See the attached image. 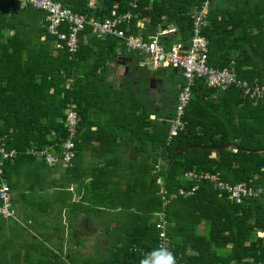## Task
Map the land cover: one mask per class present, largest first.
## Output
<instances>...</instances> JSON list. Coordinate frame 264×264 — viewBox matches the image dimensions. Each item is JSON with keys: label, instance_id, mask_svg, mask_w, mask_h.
I'll use <instances>...</instances> for the list:
<instances>
[{"label": "trees", "instance_id": "trees-1", "mask_svg": "<svg viewBox=\"0 0 264 264\" xmlns=\"http://www.w3.org/2000/svg\"><path fill=\"white\" fill-rule=\"evenodd\" d=\"M58 1L74 12L100 21L110 16L112 9L118 12L129 10L132 18L128 31L148 33L154 32L158 26L165 28L174 24L177 34L183 39L190 36L191 9L202 2L96 0L89 7L88 0ZM132 1L135 7L130 5ZM255 5L254 1H244L237 5L238 11L234 13L237 15L240 11L254 16L257 12ZM215 7L210 0L208 22L203 28L208 40L209 64L229 66L240 78H256L264 83V39L260 38L259 44L255 42L259 41V34L264 33V27L258 24L254 27L258 30L252 33L253 27L246 24L237 38L244 39L250 47L238 45L234 38L231 39L238 26V21H231L234 19L233 11ZM261 11L264 14V9ZM43 18L42 10L31 6L18 8L14 0H0V135L6 136V148L23 152L5 161L3 180L10 186L11 169L25 159H39L49 166L43 159L24 151L50 145L60 151L62 143L68 138L64 110L71 102L78 112L79 121L73 138L74 157L69 165L83 149L88 148H91L94 157L101 159L88 172L90 180L87 187L98 195L99 201L109 198L103 204L108 207L111 220L115 222L110 231L112 241L105 248L97 245V254L52 253L45 264H158L154 257L149 258L152 252H158L159 229L153 219L158 211H164L169 221L166 231L171 248L168 264H264V192L259 198L235 203L228 199L225 191L214 189L211 181L184 177L189 170L218 173L223 181H245L264 189V101L250 100L236 87L225 90L209 88L203 78H196L185 110V127L167 141L169 119L173 115L180 87L169 103L172 109L166 110L164 116H158L160 122L149 117L147 107L150 101L145 99L142 113L138 114L133 109L126 124L121 126L113 122L103 133L116 140L121 129L128 139L144 144L137 148L140 154H144L125 163L117 153L122 149L93 145L95 138L100 141L103 128L91 131L90 118L92 109H96L95 101L104 98L101 93H109L108 86L104 84L103 70L98 68L114 55L117 48L123 47L125 51V46L122 42L120 45L118 42L121 39L114 36H94L97 38L96 54L90 42L80 45L75 56L70 55L54 47V37L47 33ZM140 22L145 26L142 31ZM120 28H126L125 24ZM89 31L90 28H86L84 33ZM168 39L170 41L171 38ZM225 40L229 45L225 52L219 54L222 49L218 43ZM106 45L109 48L104 52ZM91 53L97 56L95 62L82 64ZM256 59L263 64H257ZM231 60L234 64H230ZM68 80L70 84L66 88ZM120 103L119 100L115 105ZM148 140L152 141L150 147ZM226 143L231 145L223 149L200 147ZM185 146L190 147L175 156ZM233 148L237 149L236 152ZM157 163L161 169L153 172ZM112 175H117V178ZM110 182V195H102ZM195 185L198 188L190 195L178 192L179 188L190 190ZM162 189L165 191L162 192ZM9 219L18 220L15 216L0 221ZM199 227L202 229L199 230ZM259 232L263 235H258ZM8 245L7 238L1 240L0 264H21L19 261L15 263V259H6L4 253ZM35 247L30 245L32 249Z\"/></svg>", "mask_w": 264, "mask_h": 264}, {"label": "crops", "instance_id": "crops-1", "mask_svg": "<svg viewBox=\"0 0 264 264\" xmlns=\"http://www.w3.org/2000/svg\"><path fill=\"white\" fill-rule=\"evenodd\" d=\"M244 1L245 3L254 1L257 5L259 4V0H213V5L217 6L215 9L226 8L234 13V11H238L236 9L237 5ZM196 8L197 6L191 9L190 16L195 13ZM262 9L264 8L262 7ZM232 16L234 19L231 21H238V26L235 28V33H233L231 39L234 38L235 40L233 39V41H236L238 45L243 44L249 48L250 44L244 42L241 37L237 38V36L243 33L246 24L248 27H250L249 25L256 27L260 20V25L264 27V18L260 15L256 19L255 14L254 16H248V14L246 15L240 11L237 12V15L234 13ZM170 27H175V25L169 24L165 28ZM254 27L250 32L256 33L258 28ZM139 28L140 31L145 28L143 22L139 23ZM161 29L163 28L158 26L154 32H144V34H153ZM262 34H259V41L255 40L257 44L261 43L260 38L264 39V33ZM174 35L178 37L176 38ZM94 36L104 37L97 36L90 31L83 37V44L91 42L94 48L92 49L93 51H95L97 46V38L95 39ZM169 37L171 38L170 42L183 40L186 41L185 43L190 38V36L187 39L180 37V34H177V29L174 33L163 36L162 39L167 42ZM121 42H119L120 45ZM227 45L229 44L226 40L218 43L219 48L222 49L219 54L226 51ZM108 48L109 46L106 45L103 51L105 52ZM123 50V47L121 49L120 47L117 48L114 55L105 63H102L104 64L102 67L98 68L103 70L104 84L108 86L109 93H101L104 98L95 101L94 106L96 109H92L93 112L90 118L91 131H97L98 127L103 128L99 136L100 141L98 140L99 138H95L93 140L95 142L93 143L92 141L93 145L96 143L97 145H102L103 148L112 146L122 149L117 151V153L127 163L139 158L138 155L140 153L137 150V146L134 147L135 141L128 139L125 132L119 128L116 140H111L103 134L107 131V125L113 124V122L121 126L126 124L133 109L138 114L142 113L145 99L150 101L147 107L150 110L149 117L154 121L160 122L158 116H164L166 110L172 109L169 104L172 96L176 93V89L181 88L184 83L178 82L174 84L166 81L168 84L165 86L163 70L171 68L182 79L183 76L178 69L168 66L155 68L152 66L150 59L142 52ZM229 51L235 52L234 49H229ZM215 53H218V51ZM119 56H124L125 58H118ZM96 57V55L91 53L82 64H93ZM143 57L149 60L148 63L151 65V69L145 66L147 64L143 61ZM253 57H256L255 53H253ZM256 63L263 64L259 59H256ZM152 77L155 78V81L150 86V78ZM102 89L105 90V87L103 86ZM119 100L121 102L120 105H115ZM124 101H127V105L123 103ZM133 116L131 115V117ZM148 142L147 145L150 147L152 141L148 140ZM122 154H126V156ZM110 155L112 154L110 153ZM100 161L99 157H94L91 148H88L83 149L73 163L68 166L64 164L47 166L39 159H25L23 163L15 165L11 169L9 184L11 187L12 205L18 220L0 221V244L1 240L6 238L9 240L8 248L4 253L7 260L14 261L15 259V263L19 261L21 264H28L29 262L25 261V253H27L28 248L32 249L30 245H34L36 246V255L40 259L38 264H45L49 254L78 252L94 255L97 254L95 248L97 245H102L105 248L104 246L112 241L113 235L110 231L115 226V222L111 220L108 207L103 204L109 198L106 197L99 201L98 195L87 187L90 180L88 172L94 164H99ZM112 176L117 178V175ZM111 191L112 185L110 182L108 189L102 195H110ZM258 235L262 236L263 233L259 232ZM41 244L48 246L46 252L41 249ZM9 264H13V262ZM30 264L32 263L30 262Z\"/></svg>", "mask_w": 264, "mask_h": 264}, {"label": "built area", "instance_id": "built-area-1", "mask_svg": "<svg viewBox=\"0 0 264 264\" xmlns=\"http://www.w3.org/2000/svg\"><path fill=\"white\" fill-rule=\"evenodd\" d=\"M18 8L31 6L44 12V24L47 33L54 37V47L65 50L70 55L75 56L84 43V30L90 28V32L97 36H114L123 42L127 50L142 52L150 59L153 67L168 66L180 71L184 78V84L177 94V102L173 110V115L169 119V129L167 141H170L179 131L183 130L186 121L184 120L185 110L191 98V88L196 78H203L204 83L209 88L225 90L229 87H236L241 93L250 100L256 102L258 99L264 101V83L258 79L247 80L240 78L237 73L229 66L215 67L208 62V41L203 34V28L207 24L210 0H202L191 16V35L187 43L183 40L164 41L165 35L174 33L176 27L163 28L153 34L134 33L128 27L132 18V13L127 10L118 12L112 9L110 16L103 20H96L83 14L74 12L71 8L64 6L58 0H14ZM96 0H88L89 7L93 6ZM130 5L135 7L132 1ZM125 24L124 29L120 28ZM230 64H234L232 60ZM70 82L65 84L69 88ZM65 114V126L68 131L67 139L62 143L60 151L52 145L44 148H28L24 152L33 154L37 158L43 159L49 166L55 164L69 165L74 157L76 127L79 115L73 103H67ZM5 135H0V219L15 217V209L11 204V192L8 183L3 180V170L6 160L14 159L23 152L15 148H6ZM236 148L233 151L236 152ZM160 166L159 163L156 167ZM158 170H153L158 172ZM186 179L211 181L214 189L225 191L230 201L243 203L245 200L259 198L264 189L258 185H252L245 181L230 183L219 179L218 173L201 172L196 173L189 170L184 173ZM158 181V180H157ZM198 185L190 190L179 188L178 192L182 195H190ZM162 192L165 190L162 189ZM158 234V252H152L149 258L154 257L158 264H168L171 248L168 245L167 226L169 221L164 211L154 213Z\"/></svg>", "mask_w": 264, "mask_h": 264}, {"label": "rangeland", "instance_id": "rangeland-1", "mask_svg": "<svg viewBox=\"0 0 264 264\" xmlns=\"http://www.w3.org/2000/svg\"><path fill=\"white\" fill-rule=\"evenodd\" d=\"M263 0H259V4L258 5H255L256 6V8L254 9V10H256L257 12H256V17L258 18V16H260V15H263V18H264V14H261L262 13V11L261 10H263L262 9V7H263ZM253 3V2H252ZM260 11V12H259ZM258 24H261L260 23V20L258 21ZM254 27V26H253ZM119 43V42H118ZM143 61L147 64V65H145L146 67H148L149 69H151V65L148 63L149 62V60L147 59V58H145V57H143ZM163 76H164V78H165V80H164V84H165V86H166V84H168V82H166V81H170L171 83H178V82H181L182 81V79L181 78H179L180 76H179V74H175V72L173 71V69H171V68H167V69H165V70H163ZM69 81V80H68ZM175 87H176V85H175ZM144 97H145V95H144ZM140 134H142L141 132H140ZM133 141H135V143H134V147H136L137 146V148H140V147H142V146H144V144L143 143H137V141L136 140H133ZM141 154H144V153H141ZM141 154H139V155H141ZM123 156H126V154H122ZM138 155V156H139ZM159 167L161 168V166H157L156 167V164H154V170H158L159 169ZM154 172V171H153ZM151 180H152V178H150ZM151 180H150V182H151ZM153 219H154V217H153ZM202 229V227H199V230H201ZM41 246V249H43V251L44 252H46V250L48 249V246H46L45 244L43 245V244H41L40 245ZM28 255H29V258H28ZM50 255V254H49ZM47 257V256H46ZM46 259H48V258H46ZM40 261V259L37 257V255H36V248H33V249H27V262H29L28 264H30V262L32 263V264H38V262ZM43 261V260H42Z\"/></svg>", "mask_w": 264, "mask_h": 264}, {"label": "water", "instance_id": "water-1", "mask_svg": "<svg viewBox=\"0 0 264 264\" xmlns=\"http://www.w3.org/2000/svg\"><path fill=\"white\" fill-rule=\"evenodd\" d=\"M118 58H122V59H124L125 57L124 56H119ZM155 81V78H150V86H152L153 85V82ZM160 81V80H159ZM231 145V143H226V144H224V145H218V146H214V145H207V146H203V145H200V147H204V148H209V149H223V148H226V147H229ZM186 147H190V146H185V147H183V148H181V149H179L178 151H177V153L175 154V156L176 155H178L179 154V152H181L183 149H185ZM174 156V157H175ZM173 157V158H174ZM171 161V160H170ZM170 161H169V163L168 164H170Z\"/></svg>", "mask_w": 264, "mask_h": 264}]
</instances>
